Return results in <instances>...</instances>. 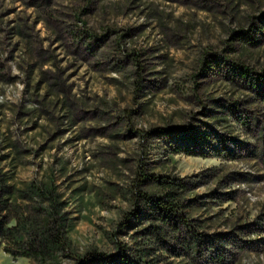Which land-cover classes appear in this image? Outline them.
<instances>
[{
	"label": "rangeland",
	"instance_id": "374dc122",
	"mask_svg": "<svg viewBox=\"0 0 264 264\" xmlns=\"http://www.w3.org/2000/svg\"><path fill=\"white\" fill-rule=\"evenodd\" d=\"M37 3L0 0V172L22 189L27 215L41 203L31 184L54 190L70 246L54 263L113 253L116 242L137 249L136 224L120 232L118 224L141 167L199 180L190 216L217 243L194 258L153 245L147 260L220 264L218 254L224 264H264V99L225 63L201 64L210 52L264 68V0ZM239 30L258 44L235 41ZM188 127L194 137L178 138L179 154L154 133ZM205 134L235 158L216 155ZM196 142L207 156L187 154ZM0 264L35 263L0 248Z\"/></svg>",
	"mask_w": 264,
	"mask_h": 264
},
{
	"label": "trees",
	"instance_id": "16d2710c",
	"mask_svg": "<svg viewBox=\"0 0 264 264\" xmlns=\"http://www.w3.org/2000/svg\"><path fill=\"white\" fill-rule=\"evenodd\" d=\"M37 2L38 7L45 9L52 0H37ZM258 32L262 34L261 30ZM19 33L22 35V30ZM231 35L232 37L241 35L235 41L241 39L254 46L258 44L256 34L251 35L239 30L233 31ZM121 38L122 35L116 40L117 44ZM222 54L204 53L201 57L203 69L213 71L212 67L225 63L224 66L227 68L225 72L232 74L233 80L236 78L243 82L245 87L264 99V68L254 71ZM142 86L140 75H137L134 90L140 91ZM189 129L188 127L178 131L168 128L154 133L166 139L167 144H173L172 147L170 145L171 154H179L184 150L179 147L178 138L184 135L194 137V133ZM201 140H205L207 146L212 147L216 155L235 158L231 151L214 148L209 135L205 134ZM197 147H200L199 150ZM186 151L189 155L202 157L208 154L197 142L194 144V149ZM226 151L228 152L225 153ZM138 176L135 179L132 195V209L125 213L124 220L118 224V232L128 228L132 223L136 224V232L140 236L137 249L116 242L115 252L105 253L90 249L77 257L73 264H153L151 260L146 259L151 255L153 245H159L164 251H170L173 256L190 255L191 258L202 254L204 249L210 252L212 249L217 250L215 238L202 231L205 228L203 222H196L197 220L190 216L197 201V196L192 195V192L199 180L168 174H148L141 167ZM146 185H152L158 191H147L144 189ZM27 190L41 200L39 207L28 215L22 211V189L11 183L5 174L0 172V248L13 258H26L35 264H56L54 261L59 254L67 256L70 251L65 213L52 188L34 183ZM216 261L224 264L223 256L216 254Z\"/></svg>",
	"mask_w": 264,
	"mask_h": 264
}]
</instances>
